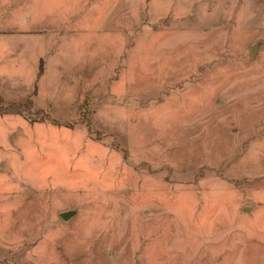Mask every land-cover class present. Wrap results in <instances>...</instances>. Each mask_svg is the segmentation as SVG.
I'll list each match as a JSON object with an SVG mask.
<instances>
[{"label": "rangeland", "instance_id": "1", "mask_svg": "<svg viewBox=\"0 0 264 264\" xmlns=\"http://www.w3.org/2000/svg\"><path fill=\"white\" fill-rule=\"evenodd\" d=\"M0 96V264H264V0H0Z\"/></svg>", "mask_w": 264, "mask_h": 264}, {"label": "trees", "instance_id": "2", "mask_svg": "<svg viewBox=\"0 0 264 264\" xmlns=\"http://www.w3.org/2000/svg\"><path fill=\"white\" fill-rule=\"evenodd\" d=\"M5 107H9L8 109H0V114H5V113H15L17 110H13L14 107L21 108L22 106L19 105H6Z\"/></svg>", "mask_w": 264, "mask_h": 264}, {"label": "water", "instance_id": "3", "mask_svg": "<svg viewBox=\"0 0 264 264\" xmlns=\"http://www.w3.org/2000/svg\"><path fill=\"white\" fill-rule=\"evenodd\" d=\"M72 214H73L72 211L63 212V213L61 214V217H62L64 220H66V219H68L70 216H72Z\"/></svg>", "mask_w": 264, "mask_h": 264}, {"label": "crops", "instance_id": "4", "mask_svg": "<svg viewBox=\"0 0 264 264\" xmlns=\"http://www.w3.org/2000/svg\"><path fill=\"white\" fill-rule=\"evenodd\" d=\"M1 97V96H0ZM3 98V97H2Z\"/></svg>", "mask_w": 264, "mask_h": 264}]
</instances>
